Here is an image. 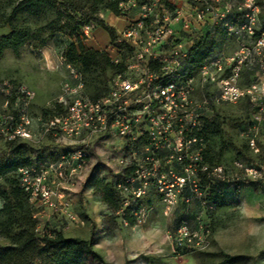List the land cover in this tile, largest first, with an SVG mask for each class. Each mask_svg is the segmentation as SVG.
Wrapping results in <instances>:
<instances>
[{
    "label": "rangeland",
    "instance_id": "obj_1",
    "mask_svg": "<svg viewBox=\"0 0 264 264\" xmlns=\"http://www.w3.org/2000/svg\"><path fill=\"white\" fill-rule=\"evenodd\" d=\"M21 1L0 0V116L26 109L38 158L54 159L67 146L39 137V129L63 87L75 85L78 71L69 69L63 58L73 43L70 25L59 14L62 0L15 12ZM100 19L114 30L123 26L107 11ZM92 29L91 40L83 39L85 46L115 58L109 35ZM254 30L256 36L246 42L243 55L230 46L235 63L243 61L242 66L237 69L231 62L221 77L229 79L237 73L232 86L241 96L223 100L221 78L207 91H196L207 140L201 165L210 172L208 190L215 192L214 201L200 196V191L182 196L174 189L168 204L151 189L135 205L134 226L119 219L116 229L107 230L103 220L110 211L95 195L93 181L98 178L116 185L125 167L126 149L121 141L90 140L91 162L66 196L74 219L67 221L27 196L0 200V255L12 256L35 227L40 238L62 233L66 239L90 242L107 264H264V47L257 46L264 34V10ZM13 31L20 33L19 41L26 40L18 53L4 41ZM82 74L90 99L112 80L111 73L108 81L98 73ZM22 91L30 98H23ZM4 151L5 144L0 142V154ZM250 168L258 171L256 179L248 173ZM82 264L97 263L86 258Z\"/></svg>",
    "mask_w": 264,
    "mask_h": 264
},
{
    "label": "built area",
    "instance_id": "obj_2",
    "mask_svg": "<svg viewBox=\"0 0 264 264\" xmlns=\"http://www.w3.org/2000/svg\"><path fill=\"white\" fill-rule=\"evenodd\" d=\"M263 10L264 0L121 2L116 18L123 26L115 30L117 56L111 58L112 64L123 70L113 74L109 94L96 101L87 96L78 72L73 78L75 85L63 87L56 102L63 112L51 110L53 116L42 122L39 137L62 141L67 150L54 159L33 158L31 166L18 171L24 195L72 221L74 214L66 196L91 162L90 140L103 139L125 145V167L116 184L125 209L135 206L151 189L168 204L174 189L182 196L197 195L205 145L200 132L204 131L205 138L206 133L196 91L214 86L231 62L235 63L230 46L244 54ZM92 28L83 30L84 38L91 40ZM262 35L257 46L264 47ZM197 43L205 47L206 59L203 68L194 72L190 54ZM235 64L239 69L243 61ZM237 78V73L221 78L223 100L241 96L232 86ZM21 94L30 98L25 91ZM26 111L18 108L16 113L0 116V142L19 141L34 148L33 124ZM79 145L83 148L78 149ZM202 172L209 171L203 167ZM248 173L255 179L258 176L254 168Z\"/></svg>",
    "mask_w": 264,
    "mask_h": 264
},
{
    "label": "trees",
    "instance_id": "obj_3",
    "mask_svg": "<svg viewBox=\"0 0 264 264\" xmlns=\"http://www.w3.org/2000/svg\"><path fill=\"white\" fill-rule=\"evenodd\" d=\"M72 3L69 0H62L60 5V16L70 25V38L73 43L64 53V60L68 66L76 69L79 74L98 73L105 81L108 75L115 74L122 68H116L112 64V58L106 52H97L89 49L83 43V30L87 27H97L103 29L111 40L113 46L117 45V36L114 29L108 27L101 19L103 11L120 16L119 5L124 0H77ZM55 0H22L15 8V12L25 9H32L37 5L52 6ZM260 33V32H259ZM20 33L13 31L5 43L8 48L18 53L26 40L19 41ZM256 36V35H255ZM260 37V35L258 34ZM0 47V51H2ZM206 51L202 43H197L190 54V63L194 72L200 71L205 63ZM80 69L81 72L78 70ZM110 92L108 85L97 90L91 98L93 101L107 96ZM53 111L62 113L61 106L55 104ZM48 120L53 116L51 111L46 113ZM47 120V121H48ZM203 143H206L204 131L200 132ZM39 151L31 146L14 141L5 144V151L0 154V200L10 202L25 196L17 180V173L20 169L32 165L33 158L39 157ZM201 165L199 172V190L208 201L212 202L216 198L214 191H209L210 186L209 172H202ZM133 168L125 171L129 174ZM94 193L102 198L103 203L109 208L110 215L103 220V225L107 230L118 227L120 219L125 224L134 226L136 219L134 215L137 206L124 208V200L116 190V185L108 184L104 180L96 178L93 181ZM155 191V190H154ZM156 192V191H155ZM157 193V192H156ZM189 196V193L187 194ZM86 258H91L97 264H107L104 259L93 249L90 242L66 239L62 233L48 234L39 237L37 230L33 227L28 231L17 248L10 257L0 255V264H82Z\"/></svg>",
    "mask_w": 264,
    "mask_h": 264
}]
</instances>
